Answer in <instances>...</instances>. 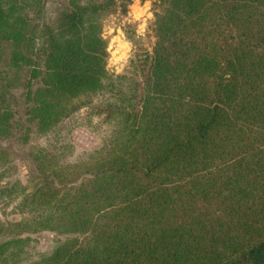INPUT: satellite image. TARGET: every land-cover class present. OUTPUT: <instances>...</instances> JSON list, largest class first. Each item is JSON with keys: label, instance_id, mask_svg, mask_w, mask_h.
<instances>
[{"label": "trees", "instance_id": "16d2710c", "mask_svg": "<svg viewBox=\"0 0 264 264\" xmlns=\"http://www.w3.org/2000/svg\"><path fill=\"white\" fill-rule=\"evenodd\" d=\"M130 1L0 0V264H264V0H151L115 74Z\"/></svg>", "mask_w": 264, "mask_h": 264}, {"label": "rangeland", "instance_id": "374dc122", "mask_svg": "<svg viewBox=\"0 0 264 264\" xmlns=\"http://www.w3.org/2000/svg\"><path fill=\"white\" fill-rule=\"evenodd\" d=\"M153 18L152 2L151 0H131L128 5L127 12L124 14L118 12L106 19L103 35L108 39L109 58L107 69L115 74H123L128 65L129 58L135 49V44H143L149 46L154 37L150 35L149 25ZM19 115L22 116L24 108L19 107ZM87 114L86 110H81L75 114V120L80 124L75 125L72 130L71 137L74 144L75 154H81L94 148L100 141V131H94L89 127L83 125L84 117ZM100 118L98 116L92 118L93 124H99ZM2 147L10 149L16 154L15 163L18 166L17 174L11 178L25 181L27 169L23 165L20 158L25 155V150L16 151L14 147V139L2 143ZM7 214H1L2 219H18L19 216L8 213L10 208H7ZM38 241V248L46 250L53 240L56 238L50 232H39L32 235Z\"/></svg>", "mask_w": 264, "mask_h": 264}]
</instances>
